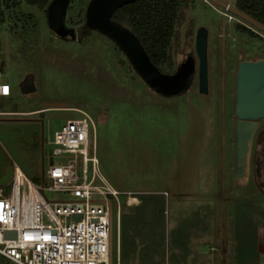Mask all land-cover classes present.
<instances>
[{
    "label": "rangeland",
    "instance_id": "374dc122",
    "mask_svg": "<svg viewBox=\"0 0 264 264\" xmlns=\"http://www.w3.org/2000/svg\"><path fill=\"white\" fill-rule=\"evenodd\" d=\"M88 1L71 0L67 8L66 24L81 30L75 39L51 31L46 6L20 0L0 16L6 21H0V82L12 86L11 96L0 97V111H33L63 101L93 119L100 170L118 190L113 264H264V118L252 142L248 180L234 183L235 75L240 60L264 57V33L208 0H183L161 69L171 73L190 58L194 75L185 93L164 96L149 88L114 40L85 26ZM200 26L209 30L207 94L198 90ZM29 72L35 75V95L20 90ZM47 112H0L5 191L15 164L42 185L43 167L66 160L53 155L49 143L65 119H48ZM141 196L162 201V221L150 208L143 222L129 219L135 244L123 257L122 216L138 214ZM0 264H9L1 254Z\"/></svg>",
    "mask_w": 264,
    "mask_h": 264
},
{
    "label": "built area",
    "instance_id": "2783aa9c",
    "mask_svg": "<svg viewBox=\"0 0 264 264\" xmlns=\"http://www.w3.org/2000/svg\"><path fill=\"white\" fill-rule=\"evenodd\" d=\"M10 92L8 82L0 83V95ZM42 110L73 113L49 141L52 154L66 160L51 161L44 167L42 185L35 184L18 166L14 167L9 189L5 191L0 185V254L9 264H107L109 203L114 229L119 201L118 190L99 167L94 121L78 107ZM46 191L62 196L50 199ZM7 230H15L16 236L6 237Z\"/></svg>",
    "mask_w": 264,
    "mask_h": 264
},
{
    "label": "water",
    "instance_id": "95a60500",
    "mask_svg": "<svg viewBox=\"0 0 264 264\" xmlns=\"http://www.w3.org/2000/svg\"><path fill=\"white\" fill-rule=\"evenodd\" d=\"M134 0H89L85 10L86 27L96 29L108 36L127 55L142 80L154 92L164 96L185 93L192 83L194 66L190 58L183 61L171 73L161 71L150 59L139 37L128 27L112 18L119 7ZM229 10L259 31L264 33V23L237 5L227 0H208ZM70 0H51L46 9L49 28L59 37L68 35L76 38V30L66 25V13ZM208 36L209 30L200 26L195 34V49L199 60L198 90L202 94L209 92L208 80ZM20 90L24 94L35 95V75L27 73L21 79ZM66 103L50 102L45 109L53 106H65ZM235 185H243L249 177L252 142L260 121L264 118V57L242 59L238 62L235 75ZM72 112L48 111V119L72 118ZM44 167L42 169V175ZM43 177V176H42ZM80 218L79 214L74 215ZM109 253L108 263L113 264V207L109 203ZM15 230H7L6 237H15Z\"/></svg>",
    "mask_w": 264,
    "mask_h": 264
},
{
    "label": "trees",
    "instance_id": "16d2710c",
    "mask_svg": "<svg viewBox=\"0 0 264 264\" xmlns=\"http://www.w3.org/2000/svg\"><path fill=\"white\" fill-rule=\"evenodd\" d=\"M20 0H5L8 7L17 5ZM35 6H47L49 0H24ZM183 0H134L118 9L112 15L115 21L131 29L140 39L141 43L147 50L151 61L162 71L161 65L169 59L171 41L175 33L178 10ZM235 4L264 23V0H236ZM3 12L1 11V15ZM3 16V15H2ZM244 31L252 35L256 33L244 25H240ZM165 72V71H163ZM144 198L145 196H141ZM152 198L147 202L144 198L135 208L138 214L131 216L123 214L122 231H121V249L123 257L131 253L130 247L135 244L127 231V222H139L144 220V213L148 208L156 213V219L161 223L160 216L162 201L157 196H147ZM146 199V200H145ZM153 201V206L151 202ZM135 248V246H134ZM134 252V249L132 250Z\"/></svg>",
    "mask_w": 264,
    "mask_h": 264
},
{
    "label": "flooded vegetation",
    "instance_id": "af4514ba",
    "mask_svg": "<svg viewBox=\"0 0 264 264\" xmlns=\"http://www.w3.org/2000/svg\"><path fill=\"white\" fill-rule=\"evenodd\" d=\"M51 2V0H49V3ZM70 2H71V0H70ZM70 2H69V4H70ZM89 2V1H88ZM88 2H87V4H88ZM48 3V4H49ZM48 4H47V6H48ZM87 4H86V6H87ZM47 6H46V9H47ZM69 6V5H68ZM11 9H13V7H8L7 6V4L5 3V0H3V2H2V4L0 3V16H1V11L3 12V13H6V12H8V11H10ZM45 13H46V10H45ZM47 20V19H46ZM0 21H2V22H6V21H4V20H0ZM67 26H69L68 24H66ZM86 26V25H85ZM52 31V30H51ZM53 32V31H52ZM76 32L79 34L80 32H81V30H79V29H76ZM56 36H58V35H56ZM61 38V37H60ZM62 39H64V40H69V39H71V37L68 35L67 37H64V38H62ZM183 61H181L177 66H176V68L182 63ZM176 70V69H175ZM174 70V71H175ZM41 111H45V110H41ZM46 112V111H45ZM259 126H260V124H259ZM263 130V129H262ZM255 136V135H254ZM252 150V149H251ZM251 161H252V156H251V159H250V167H252V163H253V161H252V163H251ZM264 158H261L260 159V164L262 163L263 165H264Z\"/></svg>",
    "mask_w": 264,
    "mask_h": 264
},
{
    "label": "crops",
    "instance_id": "0c3cea01",
    "mask_svg": "<svg viewBox=\"0 0 264 264\" xmlns=\"http://www.w3.org/2000/svg\"><path fill=\"white\" fill-rule=\"evenodd\" d=\"M2 76V72L0 71V77ZM2 82H7V81H1L0 83H2ZM10 87H11V92H10V94L9 95H0V97H5V96H11L12 95V86L10 85ZM43 108H45V107H43ZM43 108H41V109H35V110H33V111H41ZM33 111H17V110H6V111H0V112H4V113H27V112H33ZM27 120H29V118L27 119ZM15 166H18L19 167V165L18 164H15ZM20 168V167H19ZM21 169V168H20Z\"/></svg>",
    "mask_w": 264,
    "mask_h": 264
}]
</instances>
